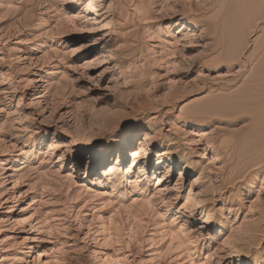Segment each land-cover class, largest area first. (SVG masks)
I'll use <instances>...</instances> for the list:
<instances>
[{
    "label": "rangeland",
    "instance_id": "rangeland-1",
    "mask_svg": "<svg viewBox=\"0 0 264 264\" xmlns=\"http://www.w3.org/2000/svg\"><path fill=\"white\" fill-rule=\"evenodd\" d=\"M243 2L0 0V264H264Z\"/></svg>",
    "mask_w": 264,
    "mask_h": 264
},
{
    "label": "bare ground",
    "instance_id": "bare-ground-1",
    "mask_svg": "<svg viewBox=\"0 0 264 264\" xmlns=\"http://www.w3.org/2000/svg\"><path fill=\"white\" fill-rule=\"evenodd\" d=\"M238 1V0H237ZM241 1V0H240ZM245 1H248V0H244V2H243V5H244V8H242V9H245L246 7L245 6H247L246 4H248V7L250 8V6H251V8H250V10H252V5H249L250 3H252L251 2V0H249V2H245ZM90 2V1H89ZM224 2H226V1H224ZM229 2V1H228ZM88 3V2H87ZM231 3V2H230ZM234 3V2H233ZM225 4V3H224ZM223 4V5H224ZM229 4V3H228ZM236 4V3H235ZM86 5V4H85ZM242 4H241V7L243 6ZM222 6V5H221ZM249 8L248 9H245L246 11L244 12L243 11V13H246L247 12V10H248V13H249ZM86 9L87 10H89V11H93V6H91L90 4H88L87 6H86ZM237 8H235V10H236ZM240 9V8H239ZM97 10V9H96ZM222 10H224V9H222ZM233 11H234V9H233ZM237 11V10H236ZM240 11V10H239ZM242 12V11H241ZM247 13V14H248ZM250 14H252V13H250ZM245 15V14H244ZM249 15V14H248ZM247 16V15H246ZM245 16V17H246ZM251 16V15H250ZM250 16H249V18H250ZM245 17H244V19H245ZM243 19V20H244ZM248 21V20H247ZM247 21H243V22H246L247 23V25L248 26H250L249 25V21L247 22ZM240 22V21H239ZM252 22V21H251ZM238 24H240V23H238ZM238 24H237V26H238ZM243 25V27L244 28H242L241 27V29H247L248 27H247V25L246 26H244V23L242 24ZM241 25V26H242ZM240 27V26H239ZM245 27H247V28H245ZM238 28V27H237ZM236 30V29H235ZM225 31V30H224ZM237 32H238V29H237ZM245 32V31H244ZM238 33H241V30H240V32H238ZM234 34L236 35V32H234ZM238 35H240V34H238ZM242 36H243V34H241ZM237 36V35H236ZM232 37V36H231ZM238 41L240 40V42H241V39L242 38H240L239 37V39L237 38V37H235ZM232 41V40H231ZM243 43V42H242ZM233 44V43H232ZM240 44V43H239ZM243 45V44H242ZM233 46V45H232ZM239 46V45H238ZM241 46V45H240ZM234 47V46H233ZM232 47V49H233V52H234V48ZM242 47V46H241ZM236 49H239L240 50V48H236ZM236 51V50H235ZM263 67V66H262ZM260 69H262V68H260ZM263 70V69H262ZM262 72V71H261ZM263 73V72H262ZM261 74H259V76H260ZM263 75V74H262ZM258 78V77H257ZM259 81V80H258ZM254 82V81H253ZM250 84V85H249ZM248 85H249V92H250V94H247V95H250V96H252V79H250L249 80V83H248ZM247 89V88H246ZM248 91V90H247ZM247 93V92H246ZM245 94V93H244ZM244 97V96H243ZM240 98V97H239ZM249 98V97H248ZM252 98V97H251ZM240 99H242V98H240ZM251 100V99H250ZM244 101H247L248 102V100H244ZM244 101H242V102H244ZM249 103V102H248ZM237 104V103H236ZM245 104V103H244ZM244 104H242V106H239V107H242V109H243V107H244V110H245V108H247V106H245ZM251 104V103H250ZM232 105V104H231ZM231 105H229V106H231ZM249 105V104H248ZM252 105V104H251ZM237 106V105H236ZM228 107V106H227ZM232 107V106H231ZM239 107H236V108H239ZM250 107H252V106H250ZM249 107V108H250ZM236 108H234V107H232V108H227V110H222V109H220V111H223V113H228V115H230V114H232V113H234L235 114V111H238ZM240 109V108H239ZM215 110V109H214ZM243 110V111H244ZM229 111V112H228ZM242 110H240V112H241ZM232 112V113H231ZM244 113V112H243ZM219 114H221L220 112H219ZM233 114V115H234ZM237 114V113H236ZM232 116V115H231ZM263 127V126H262ZM256 128V127H255ZM258 128V127H257ZM253 130V129H252ZM255 131V130H254ZM258 131V130H257ZM257 131H255L254 133L252 132V138L254 139V140H252V151L253 152H258V151H264V140L263 139H259L260 138V136L261 137H264L262 134H264V132L262 133V131H260L261 133H259V131H258V134L256 133ZM250 137V138H251ZM251 138V139H252ZM256 138V139H255ZM254 141V142H253ZM107 146H108V144H107ZM109 146H110V144H109ZM141 151V150H140ZM253 152H252V154H253ZM256 155V154H255ZM137 156H138V152L137 151H132L131 152V158H133V163H134V161H135V159L137 158ZM259 158V157H258ZM255 159V158H254ZM260 159V158H259ZM125 159H124V156L123 155H121L120 154V156L118 157V159H117V161H116V163H115V166L117 165H120L123 161H124ZM215 160H220L219 159V157L217 156V155H215ZM261 160V159H260ZM259 160V161H260ZM256 162V161H255ZM89 169V167H87V169L86 170H88ZM255 264V263H254Z\"/></svg>",
    "mask_w": 264,
    "mask_h": 264
}]
</instances>
